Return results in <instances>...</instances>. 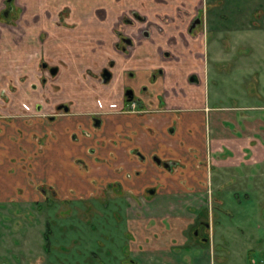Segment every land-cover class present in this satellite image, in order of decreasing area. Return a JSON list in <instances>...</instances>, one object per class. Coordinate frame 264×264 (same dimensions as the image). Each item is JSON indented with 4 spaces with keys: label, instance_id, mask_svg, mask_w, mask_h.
I'll return each mask as SVG.
<instances>
[{
    "label": "crops",
    "instance_id": "obj_1",
    "mask_svg": "<svg viewBox=\"0 0 264 264\" xmlns=\"http://www.w3.org/2000/svg\"><path fill=\"white\" fill-rule=\"evenodd\" d=\"M6 1L0 0V14ZM29 1L15 0L21 13L14 26L27 28L26 38L32 43L41 30L38 26L34 29L32 24L42 21L35 16L39 13H33L41 11L34 10ZM48 1H44L41 13L43 20H49L56 29L55 44L65 43L63 37L58 39L60 32L75 37L94 28L93 24L82 27L73 21H93V14L83 19L82 14L89 11L95 12V19L98 11L109 12L108 18L100 20L102 26L98 29L108 32L115 44L119 41L115 28L123 14L137 11L146 20H135L124 27V33L134 41L130 53L110 45L108 58L115 61V77L110 84L94 81L98 89L88 90L84 86L90 87L89 83H83V87L79 83L72 93H67L65 83H69L75 70L70 64L62 77L63 88L60 79L58 84L49 83L51 90L59 87L58 94L51 92L54 99L50 104L14 101L7 111L1 112L0 201L9 202L22 194V186L27 188L28 197L37 193V186L29 184L34 178L38 185H47L48 179L53 178L51 185L59 189H86L92 187V180L122 181L127 191L139 197L127 199L131 204L128 246L134 264H213L202 252L206 247L197 241L186 249L188 229L198 220L201 208L210 204L208 210L214 215L216 206L219 211L224 208L222 227L219 225L216 231L214 224L213 233L211 230V247L218 243L228 249L231 242L232 247L238 246L242 241L239 236H245L243 226L244 234L240 235L241 226L228 220L226 205L234 201L222 197L226 191L236 198L235 204L256 201L259 208L252 216L264 221V199H259L264 196V102L257 100L264 97V92L257 86L250 94L243 90L233 102L228 98L226 102L220 101L218 96V84L226 85L231 78L246 81L243 71L253 70L247 75L264 82L260 68H253L252 64L244 67L246 54L241 51L250 36L260 38L264 22L247 21L240 14L242 8L237 6L233 7L232 22H219L214 15L212 21L217 24L212 22L190 32L205 0H65L62 5L71 9L60 4L51 6ZM64 10L72 13L68 22L75 27L65 23L58 28L55 15L51 20L46 14ZM0 25L4 27L1 19ZM209 42L215 45L211 54ZM254 47L251 43L249 51ZM229 60L235 61L232 69L224 66ZM218 63L221 68L216 66ZM127 86L134 87L142 99L140 111L126 110L122 97ZM62 97L64 102H59ZM61 103L69 105V112L59 110L52 114L53 107ZM21 108L22 113L26 111L32 116L21 117ZM94 115L101 117V126H94ZM155 154L173 160L174 164L171 168L160 167L153 160ZM150 186H157L158 193L144 200L145 189ZM253 196L255 201L249 199ZM240 212L242 219L252 218L245 215L250 214L246 208ZM167 217L170 227L164 223Z\"/></svg>",
    "mask_w": 264,
    "mask_h": 264
},
{
    "label": "rangeland",
    "instance_id": "obj_2",
    "mask_svg": "<svg viewBox=\"0 0 264 264\" xmlns=\"http://www.w3.org/2000/svg\"><path fill=\"white\" fill-rule=\"evenodd\" d=\"M44 1L30 0L29 4L31 5V7H35L34 10L38 9L42 12V9H45V7L42 8V6L45 5ZM56 1L49 0L47 3H51V6H53L54 4L62 5L65 3V0ZM216 1L217 0H211V2H209V9H211V11L209 12L211 16L216 14V12L213 11L215 9V6L217 7V5H215ZM221 3H223L222 5L226 6L227 10H231L232 7L240 6L242 8V12H240V14H244L247 21L258 22L259 24H262L261 22H264V0H222ZM64 8L71 9L69 5L68 7L65 6ZM256 8L258 9L257 11H255ZM85 11L86 10L80 12ZM41 12H33L34 14L39 13L35 16L37 18L39 16V21H42V23H40L39 25L37 23L32 24L34 29L37 26L38 30L41 29L37 33V37L34 39L35 42L32 41V43H29L27 41V38H29L27 37L29 34L27 28L8 25V23L6 22L4 23V27L0 25V115L1 112L5 110L7 111L14 101L16 104H34L35 100H38L37 102L42 105L50 104L52 101L51 98H53L51 92L53 94H58L59 87H54V90H51V87H49L48 85L50 82H56L58 84L57 80L60 79V85L63 88V84L65 83V81L62 79V77L65 70L70 67V64L74 65L73 67L75 68V70L73 69V72L71 73V80H69V83H65L67 90L64 89V91H66L67 93H72L74 91V88L78 86L79 83L80 87H83V83L85 82L89 83L90 87L84 86V88H87L88 90L98 89L97 83L95 82L102 83L99 78L100 69L104 65H108V62L111 60V58H108V51L110 52V50H112L110 48V45L112 46V48H115L116 46L114 45V42H111L108 32L102 33L100 32V29H98L102 26L100 20L104 17L108 18L109 12L105 10L98 11L96 13V19L94 11H89V13L87 12L82 14L83 19H86L88 14H93V21L73 19V21L75 20L74 23L76 25L79 24L82 27H85L93 24V26H95L96 28L94 27L92 29H89L88 32H84L80 36L75 37L73 34L69 33V35L66 34V32H60L61 34L59 35L58 39H61L63 37L65 39V43L59 44H55L56 39L54 38L57 36L55 35L56 29L51 24H49V20H43V13ZM48 12H50L52 15H50V13ZM48 12L46 13L48 14V19H51V17H54L55 15V18L53 19L55 20L56 25H54L58 28L60 25L64 24L62 22L63 20L60 21V18L58 17L59 14H66L64 16V19L69 25H66L67 27L76 26L75 24H71L70 22H68L71 21L70 18H72V13L70 11L68 12L67 10L60 13L52 11ZM72 12L74 13V11ZM259 13L262 16L259 17ZM61 19H63V17H61ZM12 20H18V18ZM216 20L219 22H223L225 18H216ZM1 21L3 22L4 19H2ZM230 22H232V19H230ZM8 34L10 38L5 37V35ZM210 36L209 38L212 37ZM250 41L255 46L251 51H249L251 44ZM246 43L247 45L245 47L243 45L241 50L246 54V56L244 57V61L242 62L244 67L249 68L251 66L250 64H252V66H254L253 68H260V70L264 72V28L261 30L260 38L250 36V38L246 40ZM218 46L220 48L221 43L218 44ZM225 46L229 47L227 44H225ZM208 47L211 54V48L215 47V45L209 42ZM230 52L233 54L235 53V50H230ZM95 61L97 64L95 63ZM234 62L235 61L233 60H229L228 62L224 63V66L226 68L232 69L233 64H235ZM43 63L58 66L60 69V73H58V75L51 74L48 69H44L42 65ZM210 66H213V61H210ZM216 66L218 68H221L222 64L218 63L216 64ZM252 72L253 70L243 71V75L246 80L244 82L235 81L233 78H231L230 82H228L226 85L218 84V89L220 91L218 94L219 100L225 101L228 98L229 100L232 99L233 102L240 97V94L243 90H245L247 94H250V92L256 89V86L259 88V90L261 89L262 92H264V82L254 81L253 76L247 75L249 73L252 74ZM72 84H75V86L71 87ZM214 89V85L211 86V95H213ZM233 96L235 98H232ZM64 98L65 97L58 99L60 100L59 102H64ZM257 100L259 102H264V97H258ZM53 110L54 111L52 112V114L55 115V112L59 110L61 111L62 109H60L59 106H56L53 107ZM22 112L23 108H21L20 112L21 117L29 119L32 116L31 113H27L26 111H24V113ZM6 116L13 118L17 117L11 114H6ZM22 131L24 133L25 130L23 129ZM34 179L32 180L33 182H29L31 186L38 185L34 181ZM47 182L48 183L46 184L50 186L54 182V179L50 178ZM71 189V186H68V188L65 187L64 189L57 190L58 193H61L60 191H62V194H67ZM20 190L23 193L17 194V196H15L11 201H0V264L40 263V260L38 259H40V257L42 259L45 255L44 252L46 253V250H44V245L42 244L44 229L40 231V227H45V218L54 221L53 233H55V235L51 238V247L53 248V251L48 255L46 262H41V264H103L102 259L113 260L112 262H107L106 264H130L126 263V260L123 261V263L119 261L120 257L123 255L122 253L124 252V249H126V247L124 246L127 244L128 236H130L126 232L125 220L113 222L116 217L121 216L120 213L122 214L125 208L123 209L122 207H117L118 210H115L111 209L112 207L109 206V211L107 212L109 214L110 212L115 213V218H113L112 221H107V223L105 222L103 217L99 215L100 211H102V204H104V206L106 207L108 199H111L112 201H115L117 199V202L115 203H122L123 207H126L127 202L124 198L125 195L121 196L123 197V199H120L118 197L113 198L114 196L111 195L113 190H104L100 192V198L97 196L94 197L93 195L92 197H89V192L88 194L83 195L82 190L78 189L76 195L69 196V198L67 199H80L81 201H71V208H76L72 209L74 213L71 216L65 217L66 215H62L61 211L63 210V208L65 209L66 206L61 205L60 203H58V201L52 208H47L44 210L47 203H52L57 199H65L53 195L51 189H47L45 193H43V191H40L39 189L37 193H33V195H31L29 199H42L43 196L48 197L47 200L45 199V203L39 204H37V202L29 203V195L26 192V187L22 186L20 187ZM83 190L87 192V190ZM222 197L224 199H228L229 201H234V203L226 205V209H229V212L227 211L228 220H230V222L233 223L234 226H241V229L239 230L240 235L244 234L242 230L243 226L246 230L244 234L245 236H239L242 241L238 243V246L233 245L232 247L233 242L230 241L231 248L230 246H228V249H226V247L217 245L211 250L210 248H207L208 250L205 251V253L212 260L213 264H264V241H257V239L259 238H264V221L255 219V217L252 216L254 213H256L257 208H259L255 201V199H257L256 196L249 198L255 202L242 205L235 204L236 200L234 199L236 198H233V196L231 197L230 191H226ZM241 199L245 201L246 198L241 197ZM259 199H264V196H261ZM26 200L28 202H26ZM96 202H98L99 206L98 204L96 205ZM93 203L95 205H93ZM91 204L93 205V210L97 208L95 211L96 215L94 216L95 219H93L89 224L86 222L88 225L86 226L84 220L87 215L90 214H88L89 210H84V208L90 207ZM39 207H42L43 209L39 210ZM208 207H211V205L209 204ZM245 208L250 212V214L245 215H249L250 217H252L251 219H242L244 218V215L240 212V209L242 210ZM67 209L70 208L68 207ZM215 210V221L217 223L216 227H222V224L225 221L222 213L224 212V208L220 209V211L219 209ZM39 219L41 220V222ZM112 222L115 223V225H111ZM230 222H228V225L231 226ZM70 223H72L73 226H77L73 229H70L73 227L72 225L69 226ZM37 224H39L38 228L36 226ZM61 224L63 225V228L67 227V225L69 228V231H65L66 233L64 239L61 238L59 227V225ZM28 225L39 229L37 231L34 243L36 246L33 245V248L30 247V251L24 250L23 247L22 250L19 251L18 248L14 246V243L17 244L20 242L17 233H19V231L21 233H28L26 232V229L28 230ZM109 232L113 235H117V244H119L118 246L114 245L116 243L107 242L105 240V234ZM92 250H95L96 252L99 251L100 257H97L96 259L93 256H90V252H92ZM108 251H111L112 254ZM125 251L126 252H124V254L128 253L127 250ZM112 255L118 256V259L111 258Z\"/></svg>",
    "mask_w": 264,
    "mask_h": 264
},
{
    "label": "flooded vegetation",
    "instance_id": "obj_3",
    "mask_svg": "<svg viewBox=\"0 0 264 264\" xmlns=\"http://www.w3.org/2000/svg\"><path fill=\"white\" fill-rule=\"evenodd\" d=\"M206 1H207V4H206ZM209 2H211V0H205L204 1V7H202L201 14L197 15L193 19V21H192V23L190 25V28H189L190 32L192 30H194V29H197L198 27L203 26V25L207 27L208 25L212 24V22H213L212 20L214 19V15H212V16L210 15L209 11H211V9H209ZM221 2H222V0H217L215 2V5H217V7L215 6V9L213 10L214 12H216L215 16L217 18H219V19L225 18V20H223V21H227V20L230 21V19H232V17H233L234 8L232 7L231 10L230 9L227 10L226 6L222 5L223 3H221ZM6 3H7V1H6ZM218 6H219V8H218ZM257 10L258 9L256 8L255 11H257ZM65 11L66 10H64L63 12H65ZM17 12L19 14H17ZM3 13H4V15H3L4 18L1 16V14H3ZM20 13H21V8L17 7V5H15V0H14V2L12 3V7L11 8L9 7L8 4H6V7L2 10V12L0 14V19L1 20L4 19L3 22L4 23L5 22L8 23V25H15L16 20H12V19L18 18ZM65 15L59 14L60 21L63 20L62 22L64 24L66 23V21L64 19ZM60 16L63 17V19H61ZM258 16L260 17L262 15L259 13ZM6 17L8 19H6ZM198 19L200 20L199 22H198ZM135 20L145 21L146 18L141 16L137 11H132L131 13H128V14L125 13V14H123L120 17L118 25L115 28V30H116V32H117V34L119 36V41L115 44L116 48L119 51L124 52L126 54L131 52V46L134 45V41L132 40L131 36H129V35L124 33V27L126 25L133 24L135 22ZM214 20H216V18ZM10 23H13V24H10ZM213 23L217 24L216 21H214ZM253 23L256 24L258 22H253ZM210 33H211V31H210ZM108 63H109L108 65H104L100 69V73H99V78L102 81V83L105 84V85L110 84L112 82V80L114 79V77H115V75L113 74L114 73L113 67L115 66V61L113 59H111ZM42 65H43L44 69H48L50 71V73L53 74V75H58V73L60 71L58 66L49 65L47 63H43ZM53 67H58V71L56 73L52 72L51 69ZM106 69L109 70L110 73H111L110 77L108 78V80H105L107 75L104 76V73H105ZM162 70L163 69L161 68L159 71L162 72ZM194 76L195 75L191 76V78H194ZM144 88H146V87H144ZM139 91H140L141 94L143 93L142 89H140ZM122 100H123L124 105L127 106V108L125 107L126 110H129V111H137V110H139L140 111V105L139 104L142 102V99L139 97L138 92H137L136 89H134V87H132V86L125 87L124 92H123ZM58 106H59L60 109L69 112L70 107H69L68 104L61 103ZM65 107H67L68 109L66 110ZM98 114H100V113H98ZM94 117H95L94 118V126L95 127L101 126V124H102L101 117L99 115H94ZM86 132L88 134H90V132H88V131H86ZM90 150H92V148ZM153 160L155 161L156 164H159L160 167H163L164 169H166L167 167L171 168L172 165L174 164L173 160H171V159H163L159 154H155L153 156ZM91 183L92 184H90V186H92V187H89V188L87 187L86 189H85V187L84 188L83 187L82 188L81 187L80 188L71 187L72 189L69 190V193H67V194L58 193L57 189H59V188H57L56 186H53V185H50V186H48V185H37L36 188H37V191L40 189V191H43V193H45V191L47 189H51L52 194L55 195L56 197L65 198V199H59V200L57 199L56 201H54L52 203H47L46 207L44 208V210L47 209V208L48 209L52 208L54 206V204H56L57 201H58V203H60L61 205L66 206L65 209L63 208V210L61 211L62 215H66L65 217H69V216H71L74 213L72 211V209H74L76 207L71 208V206H70V205H72L71 201H78L80 199H67V198H69V196L76 195L77 192H78L77 191L78 189L82 190L83 195L84 194H88V192H89V194H88L89 197H92V195H93L94 197L97 196V197L100 198V192L104 191V190H113L112 193H111V195L114 196L113 198H117L118 197L120 199H123V197H121V196L125 195L124 198H125V200L127 202V204L125 202L126 207H123L122 203L121 204L120 203H115V202H117L116 201L117 199L115 201H112L111 199H108L106 207L104 206V204H102V206H101L102 211H100L99 215L101 217H103V219L107 223V221H112L113 218H115L114 217L115 213H111L110 212V214H109L107 212V211H109V206L112 207L111 209H115V210L117 209V207H122L123 209L125 208L123 213L122 214L120 213L121 216L120 217H116V219L113 220V222L119 221V220H125L126 232H127V234L130 235V236H128L127 244L124 246V247H126V249H124V252H126L125 250H127L128 253L124 254V252H123L122 253L123 255L122 256L120 255L121 257H120L119 261L121 263H123V261L126 260V263L134 264L133 262H135V261L133 260V258L131 256V252L129 251V246H128V241L131 238V233L129 231L130 222H129V219H128V217H129L128 213H129V208H130L131 204L128 203L127 199L139 200V197L134 196L133 195V191H130V190L127 191L125 189L122 181L107 180V181H103V182H97L96 180H92ZM83 189L87 190V192H85ZM157 193H158L157 186H150V187H147L145 189V193H144L142 198H144V200H147V199L152 198ZM43 195H45V194H43ZM29 198L30 197H28L29 203L37 202V204L45 203V199L46 200L48 199L47 196H43L42 199H39V198L38 199H29ZM28 201L26 200V202H28ZM97 204H98V202H96V205ZM93 205H95V204L93 203ZM93 205L91 204L90 207H88V208L85 207L84 208V210H87V211L89 210L88 214H90V215H87V217L85 218V220H84L85 223L87 222L89 224L93 219H95L94 216L96 215L95 211H96L97 208L93 210ZM98 206H99V204H98ZM68 207L70 209H67ZM42 209H43L42 207H39V210H42ZM210 209H211V207H210ZM216 209H219V207L216 206ZM67 210H70V211H67ZM17 213H20V212H17ZM198 215H199L198 220L195 221L188 229V233L187 234H188V239H189V242H188L189 245L187 246L186 249H190L189 247H192V244H194L195 241H197L202 247H206L205 249L202 250V252L204 254V252H205V250L207 248H210V250H211V249H213V247H216L217 245L218 246H221V245L216 243V244H212V247L210 246L211 245L210 244V241H211L210 240V236H211L210 233H211L212 229L214 230V228H213L214 224H215V230L216 231H217L216 228H218V227H216L217 223L215 221V219H216L215 216L216 215L212 214V212L208 210V207L207 208L206 207L201 208L199 210V212H198ZM40 216H41V214H40ZM71 219H74V218H71ZM109 219H111V220H109ZM40 222H41V220H40ZM44 222L46 223L45 227H42V228L40 227V231L44 229L42 244L44 245V248H45L44 250H46V253L44 252L45 255H44V257L42 259H41V257H40V259H38V260H40L39 264H41V262L45 263L46 259L48 258V255L50 253H52V251H53L52 249L53 248L51 247V244H52L51 238L55 235V233H53V226H54L53 222L54 221L48 220V218L47 219L45 218ZM113 222L111 223V225H115V223H113ZM87 223H86V226H88ZM164 223L168 227L171 226L169 217L164 219ZM70 225L73 226L72 223H70L69 226ZM36 226L38 228L39 224H37ZM76 226L77 225L73 226L70 229H73ZM59 227H60V232H61V238L64 239L65 238V233H66L65 231H69L68 225H67V227L63 228V225L61 224V225H59ZM37 228L36 227L34 228V227L28 225V230L26 229V232H28V233H21L19 231V233H17V235L19 237L18 239H19L20 242L17 243V244L14 243V246L16 248H18L19 251L22 250V247L24 248V250L30 251L31 250V249L29 250L30 247L33 248L34 246H36L34 243H35L37 231L39 230ZM213 230H212V233H213ZM63 232H64V235H63ZM41 235H42V233H41ZM67 235H68V233H67ZM105 236H106L105 240L107 242L116 243V244H114L115 246L119 245V244H117V240H118L117 239V235H113L112 233L109 232V233H106ZM18 244H22V245H18ZM108 252L112 254L111 251H108ZM90 256H93L94 258L97 259V257H100L99 251L96 252L95 250L94 251L92 250V252H90ZM111 258L118 259V256L112 255ZM102 260H103V264H106L107 262H112L113 261L112 259L111 260L102 259Z\"/></svg>",
    "mask_w": 264,
    "mask_h": 264
},
{
    "label": "water",
    "instance_id": "obj_4",
    "mask_svg": "<svg viewBox=\"0 0 264 264\" xmlns=\"http://www.w3.org/2000/svg\"><path fill=\"white\" fill-rule=\"evenodd\" d=\"M199 21H200V20L198 19V22H199ZM51 70H52L53 73H56V72L58 71V67H53ZM110 74H111L110 71L106 69V70H105V73H104V76L107 75V77H106L105 80H108V78L110 77ZM65 109L67 110L68 108L65 107Z\"/></svg>",
    "mask_w": 264,
    "mask_h": 264
},
{
    "label": "trees",
    "instance_id": "obj_5",
    "mask_svg": "<svg viewBox=\"0 0 264 264\" xmlns=\"http://www.w3.org/2000/svg\"><path fill=\"white\" fill-rule=\"evenodd\" d=\"M14 2V0H7V3L6 4H8L9 5V7L11 8L12 7V3ZM17 14H19L18 12H17ZM3 15H4V13L3 14H1V16L3 17ZM4 18V17H3ZM6 19H8L7 17H6Z\"/></svg>",
    "mask_w": 264,
    "mask_h": 264
}]
</instances>
